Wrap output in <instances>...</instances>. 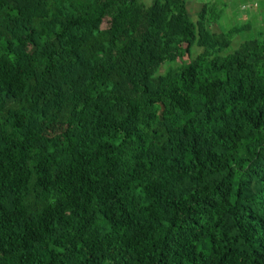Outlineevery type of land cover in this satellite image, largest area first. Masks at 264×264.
<instances>
[{"label":"trees","instance_id":"16d2710c","mask_svg":"<svg viewBox=\"0 0 264 264\" xmlns=\"http://www.w3.org/2000/svg\"><path fill=\"white\" fill-rule=\"evenodd\" d=\"M184 1L0 0V264H264V32Z\"/></svg>","mask_w":264,"mask_h":264},{"label":"rangeland","instance_id":"374dc122","mask_svg":"<svg viewBox=\"0 0 264 264\" xmlns=\"http://www.w3.org/2000/svg\"><path fill=\"white\" fill-rule=\"evenodd\" d=\"M149 0H145L147 2ZM216 8L214 12L219 13L216 23L208 24L211 31H216L217 28L220 31H226L233 27V25H244V27L237 31L233 35L230 41V47L227 52H232L238 44L246 38H250L256 35V32H264V0H215ZM188 2L192 3L193 0H185L184 6L187 17L190 20H194L196 8H190ZM243 5V6H241ZM261 20V26L259 21ZM199 49L192 48V54L194 55ZM161 71V67L158 68V72Z\"/></svg>","mask_w":264,"mask_h":264},{"label":"crops","instance_id":"0c3cea01","mask_svg":"<svg viewBox=\"0 0 264 264\" xmlns=\"http://www.w3.org/2000/svg\"><path fill=\"white\" fill-rule=\"evenodd\" d=\"M208 1L211 2V3L213 2L214 5H215V2H216L215 0H193L192 3L188 2V6L190 8H196V10H197L202 2H208ZM241 6H243V5H241Z\"/></svg>","mask_w":264,"mask_h":264}]
</instances>
